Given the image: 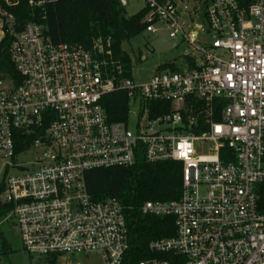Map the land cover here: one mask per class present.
I'll use <instances>...</instances> for the list:
<instances>
[{
	"label": "built area",
	"instance_id": "built-area-1",
	"mask_svg": "<svg viewBox=\"0 0 264 264\" xmlns=\"http://www.w3.org/2000/svg\"><path fill=\"white\" fill-rule=\"evenodd\" d=\"M139 1L143 32L163 28L185 47L179 64L145 80L113 57L109 38L94 39L89 49L54 43L34 22L13 34L12 16L0 6L18 77L0 75V202L13 207L3 221L14 218L30 256L94 254L99 264H124L125 207L114 198L93 201L85 173L139 160L179 162V198L139 208L171 218L174 233L151 241L153 257L138 264H264V0ZM200 16L201 33L193 28ZM117 92L126 97L127 115L110 122L101 100ZM17 136L32 138L18 154ZM31 149L41 155L28 168L7 164ZM7 165L19 174L8 176Z\"/></svg>",
	"mask_w": 264,
	"mask_h": 264
},
{
	"label": "trees",
	"instance_id": "trees-1",
	"mask_svg": "<svg viewBox=\"0 0 264 264\" xmlns=\"http://www.w3.org/2000/svg\"><path fill=\"white\" fill-rule=\"evenodd\" d=\"M37 0H17L13 6H6L0 0V6L12 16L13 34L23 31L31 22L41 24L54 43L75 44L89 49L94 39L109 38L113 57L126 65L129 57L121 50V45L143 33L145 11L134 16H127L120 0H54L43 8H32L29 3ZM0 41V75H7L18 81L10 62L9 48L13 35L6 26L2 28ZM106 117L110 122H121L127 115V101L122 92L104 96L101 100ZM32 138L16 137L18 154L28 147ZM87 194L95 202L117 199L126 210V233L128 251L124 264H138L153 257L148 251L151 241L171 237L174 233L171 218L144 216L140 206L147 201L170 202L179 198L182 188V164L162 162L146 164L142 160L128 168L96 169L84 175ZM0 184V195L3 191ZM259 210L264 212V185L260 186ZM12 205L0 202V220L11 211ZM2 260H6L9 247L0 232ZM57 257L50 259L54 264Z\"/></svg>",
	"mask_w": 264,
	"mask_h": 264
},
{
	"label": "rangeland",
	"instance_id": "rangeland-1",
	"mask_svg": "<svg viewBox=\"0 0 264 264\" xmlns=\"http://www.w3.org/2000/svg\"><path fill=\"white\" fill-rule=\"evenodd\" d=\"M123 6L127 16H134L143 9V4L139 0H124ZM192 6V3L190 4ZM187 18H185L186 20ZM194 21V30L201 33L206 29V24L201 16ZM186 22H189L186 20ZM190 23V22H189ZM193 25V24H192ZM0 35L1 29H0ZM149 37V38H148ZM184 45L179 44L168 37V33L160 28V31L149 36L146 33H141L129 41L121 45V50L129 57L130 65L136 80L148 79L153 74L165 72L169 66L164 67L165 64L173 63L177 65L182 60V53L184 52ZM137 72V73H136ZM139 77V78H138ZM134 117L130 116L127 121L129 130L134 131L135 122ZM196 151L199 154H205L206 149L203 145L198 144ZM41 155L40 150L31 149L29 152L16 155L12 161L7 164L19 166L23 169L28 168V164L34 162ZM4 162H0V181L2 180L5 170L2 169ZM19 168V167H18ZM7 165L8 176L17 175L20 169ZM0 220V232L6 239L9 247L6 260L0 257V264H51L49 259L43 257L30 256L26 254L21 247L18 229L14 218L3 221ZM1 255V248H0ZM99 264L98 258L94 255L73 254L67 255L57 259L54 264Z\"/></svg>",
	"mask_w": 264,
	"mask_h": 264
},
{
	"label": "water",
	"instance_id": "water-1",
	"mask_svg": "<svg viewBox=\"0 0 264 264\" xmlns=\"http://www.w3.org/2000/svg\"><path fill=\"white\" fill-rule=\"evenodd\" d=\"M1 39H2V35H0V41H1Z\"/></svg>",
	"mask_w": 264,
	"mask_h": 264
},
{
	"label": "snow or ice",
	"instance_id": "snow-or-ice-1",
	"mask_svg": "<svg viewBox=\"0 0 264 264\" xmlns=\"http://www.w3.org/2000/svg\"><path fill=\"white\" fill-rule=\"evenodd\" d=\"M219 130V129H218Z\"/></svg>",
	"mask_w": 264,
	"mask_h": 264
}]
</instances>
